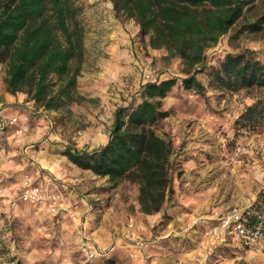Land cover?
<instances>
[{"label":"trees","instance_id":"obj_1","mask_svg":"<svg viewBox=\"0 0 264 264\" xmlns=\"http://www.w3.org/2000/svg\"><path fill=\"white\" fill-rule=\"evenodd\" d=\"M111 1L117 17L123 14L134 20L151 49H164L167 59H180L181 87L198 95L205 91L197 74L206 69V50L236 26L240 29L232 39L263 30V19L242 23L250 0ZM81 11L77 0H0V65H5L10 94L24 93L46 111L84 100L77 95L85 55ZM208 76L209 85L219 91L262 89L264 57L248 49L228 53L217 67L209 69ZM176 84L175 78L144 83L135 101L132 98L126 107L117 109L106 145L82 152L66 148L61 154L77 168L107 177L112 186L123 181L136 185L141 213L160 212L172 183L173 148L154 127L169 116L161 100ZM237 124L245 131L263 134L264 102L247 106ZM245 217L250 224L264 227L262 194Z\"/></svg>","mask_w":264,"mask_h":264},{"label":"rangeland","instance_id":"obj_2","mask_svg":"<svg viewBox=\"0 0 264 264\" xmlns=\"http://www.w3.org/2000/svg\"><path fill=\"white\" fill-rule=\"evenodd\" d=\"M77 3L82 8L80 19L85 29L86 18L83 12L90 3L87 0H77ZM247 8L242 23H254L257 19H263V30L257 33L244 32L238 38L232 39L235 30L240 29V25L236 26L220 38L215 46L206 50V69L197 74L205 89L203 95L183 90L180 83L184 75L180 59H167L164 49H149L148 37H141L137 30L138 48L144 56L150 58L147 61L149 67L139 63L141 65L139 68L136 64L142 82L139 91L142 85L148 82L145 73L152 74V81L171 78L177 80L171 92L161 100L162 109L168 111L169 116L154 127L159 136L172 144L171 187L161 211L153 215L157 217L156 220L148 223L146 229L137 228L139 230L137 232L152 242L148 253L149 264H196L195 258L200 252V244L204 239V227L191 226L192 220L212 211L239 208L242 202L251 208L255 202L252 200L255 193L252 184L253 169H250L251 171L238 170V167L234 169L229 164V155L234 143L256 140L264 135V132L258 135L240 129L237 124V120L247 106L257 100L264 102V88L243 89L237 92L219 91L209 85L208 76L209 69L217 67L228 53L235 54L248 49L255 51L260 59L264 57V0H250ZM119 19L128 20L123 14H120ZM146 68L148 72H145ZM5 78V65L1 64L0 82L7 90ZM123 87L127 89V96L116 98V104L120 103L121 107L130 97L135 101L138 94L137 92L132 96L129 87L124 85ZM81 102L83 100L69 102L61 108L59 112L61 115L52 116L51 120L61 127L70 125L69 127L73 128L72 134H76L79 127H75L78 122L74 112L75 104L80 106ZM19 116L24 117L22 113ZM4 123L7 124L8 120ZM16 139L15 136L14 142L18 147L20 145L16 143ZM16 155L15 149L12 148L4 152L5 160L9 164L13 163ZM27 178L32 179L34 184L42 189H48L49 193L54 187L49 182L46 188L39 185L38 176L31 171L21 175H11L0 182L9 194L0 199V264L87 262L79 250L83 230L75 226L72 218L65 215L60 217L61 214L52 215L48 211L40 210L43 206L32 203H19L18 206L22 209L13 213L17 207H11L8 199L18 191ZM108 187L114 189L116 193H121L118 197L126 200V207L133 214L135 212L133 201L137 200L138 196L137 186L123 181L117 186ZM99 203V201L93 202V206L96 207ZM7 208H9L8 212ZM75 210L77 218L80 217L79 209L75 208ZM9 215L14 217V220L9 219ZM101 215V213L97 214L86 222L87 232L96 233L101 220L108 222L107 219H102ZM120 215L117 214V218L120 221L126 219L128 226L130 217ZM115 218H110L109 222L112 224ZM134 221L138 223L137 219ZM4 231L12 234L4 236L2 234ZM125 253V250H119L116 257L96 261L102 264L116 261L121 263ZM207 264H264V240L252 246L234 242L219 247L210 256Z\"/></svg>","mask_w":264,"mask_h":264},{"label":"crops","instance_id":"obj_3","mask_svg":"<svg viewBox=\"0 0 264 264\" xmlns=\"http://www.w3.org/2000/svg\"><path fill=\"white\" fill-rule=\"evenodd\" d=\"M87 2L90 5H86L83 12L86 18L85 55L77 78V94L84 100L79 104L80 106L75 104L74 111L78 119L75 127H79L78 131H81L83 136L72 134L73 128L69 127L70 125L61 127L51 120L52 116L61 115L60 110L46 111L37 108L26 94H10L0 82V170L2 171L0 182L11 175H21L26 171L37 175L39 185L45 188L48 180H52L57 188L54 186L50 191L57 190L64 201L79 209L80 217L73 219L75 226L83 230L81 238L91 239L105 253L100 260L116 257L117 251L125 250V257L121 263L115 260L116 262L110 264H149L150 247L146 253L139 252L138 258L130 257L131 253L136 252L134 246L128 244L131 230L127 226L126 219L120 221L117 214L137 219L138 223L133 227L136 231H139L138 227L146 229L148 223L153 222L157 217L141 213L137 200L133 201L135 212L132 214L126 207V200L118 197L121 193L109 189L108 186L111 184L107 177H100L90 171L77 168L60 153L66 148L82 152L93 151L106 145L115 113L121 107L120 103L116 104V100L108 96V91L114 85H124L129 87L133 96L142 84L137 66L141 68L139 65L141 63L145 65L144 67H149L147 61L150 58L143 55L136 42L138 27L135 21L119 19L111 0H87ZM148 48L150 49L149 46ZM147 69L145 72H148ZM131 100L132 97L122 107H126ZM20 113L24 115L23 118H20ZM13 117L18 119L19 125L29 128V132L23 138V145L18 147L14 142L15 127L4 123L5 120L9 121ZM259 139L260 137L252 141ZM9 148L15 149L17 154L12 164L7 163L4 156L5 150ZM261 161L258 156L248 155L237 169L249 171ZM74 178H79L80 183L74 184ZM252 184L256 192L258 185L254 179ZM252 200L254 201L255 198L253 197ZM98 201L100 203L96 204V207L93 206V202ZM244 203L242 202L239 208L249 206ZM20 207L17 206L13 213L22 209ZM40 210L47 212L46 207H40ZM100 213L102 219H107L108 222L101 220L96 233L87 232L86 222ZM206 215L194 218L191 226L204 227L200 219ZM114 217L116 218L111 224L109 220ZM8 218L14 220L10 215ZM2 234L9 236L12 233L4 231ZM14 246L13 242V249ZM84 264H102V262L87 261Z\"/></svg>","mask_w":264,"mask_h":264},{"label":"built area","instance_id":"obj_4","mask_svg":"<svg viewBox=\"0 0 264 264\" xmlns=\"http://www.w3.org/2000/svg\"><path fill=\"white\" fill-rule=\"evenodd\" d=\"M145 77L147 81H152L151 73H145ZM127 94V89L123 86L113 87L108 93L109 97L114 100L119 97H125ZM8 124L15 127L16 143L22 146L23 138L29 132V128L19 125L16 117L11 118ZM77 136L82 137L83 133L78 131ZM248 155L258 156L262 159L253 169V179L258 185L253 196L255 198L254 201H256L259 195L262 194L264 196V135L259 141H240L235 144L229 155V164L234 168L239 167ZM48 182L57 188L52 180H48ZM73 183L79 184L80 179L74 178ZM6 196H9V194L0 185V199ZM8 203L13 208L17 207L19 203H32L46 207L47 211L52 215H67L72 219L77 217L75 208L64 201L59 192L49 193L47 190L35 185L30 178L25 179L18 191L10 195ZM249 207L212 211L200 219V223L204 226V239L200 244V252L195 258L196 264H207L216 249L227 246L230 243L237 242L252 246L264 240V227L250 224L245 217ZM134 225V218H130L128 227L131 231L128 235V244L136 249V252L130 254L131 258L136 259L139 256V252L146 253L152 242L134 230ZM79 250L87 261H96L105 255L87 237L81 238Z\"/></svg>","mask_w":264,"mask_h":264}]
</instances>
